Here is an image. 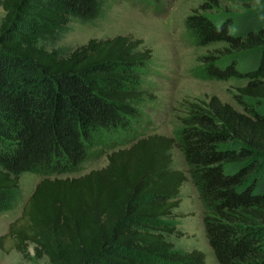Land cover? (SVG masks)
Masks as SVG:
<instances>
[{
  "label": "trees",
  "instance_id": "obj_1",
  "mask_svg": "<svg viewBox=\"0 0 264 264\" xmlns=\"http://www.w3.org/2000/svg\"><path fill=\"white\" fill-rule=\"evenodd\" d=\"M106 0H0V211L20 198L18 174H44L0 233V249L48 264H204V253L173 246V218L186 175L218 264H264V0H201L185 15L191 43L222 41L196 56L201 78L244 77L235 108L217 95L185 98L172 135L152 132L106 152V162L75 176L106 135L128 131L146 89L149 48L128 34L45 48L92 20ZM223 1L237 11L220 10ZM32 244V252L28 244Z\"/></svg>",
  "mask_w": 264,
  "mask_h": 264
},
{
  "label": "rangeland",
  "instance_id": "obj_2",
  "mask_svg": "<svg viewBox=\"0 0 264 264\" xmlns=\"http://www.w3.org/2000/svg\"><path fill=\"white\" fill-rule=\"evenodd\" d=\"M201 0H106L102 12L90 21L80 22L70 17L69 29L52 44L44 39L38 43L45 48L73 47L89 37L111 36L116 33L140 37V46L149 48V57L143 68L141 84L146 89L138 102V114L130 118L129 130L106 135L103 143L94 146V154L83 160L74 171L49 173L52 176H75L90 168L105 164L106 152L126 146L133 137L152 132L172 135L180 125V117L185 113L183 100L206 99L211 94L240 109L232 97L235 86L245 83L246 78L230 76L225 79L201 78L192 73L199 62L196 56L212 52L223 45L222 41L206 44H193L185 32L183 19ZM220 10L237 11V3L223 1ZM3 10L0 5V17ZM171 166L180 168L186 179L179 186L180 201L173 208L176 216L173 222L184 234H165L173 246L181 249L197 248L204 253V264H218L206 242L201 223V204L196 189L185 170L186 165L179 149L172 145ZM44 174L22 171L18 174L20 198L17 202L0 211V233L7 223L19 214L24 199L35 182ZM32 252V244H28ZM0 264H48L45 255L35 258H22L14 249L3 252L0 249Z\"/></svg>",
  "mask_w": 264,
  "mask_h": 264
},
{
  "label": "crops",
  "instance_id": "obj_3",
  "mask_svg": "<svg viewBox=\"0 0 264 264\" xmlns=\"http://www.w3.org/2000/svg\"><path fill=\"white\" fill-rule=\"evenodd\" d=\"M186 175V174H185Z\"/></svg>",
  "mask_w": 264,
  "mask_h": 264
}]
</instances>
